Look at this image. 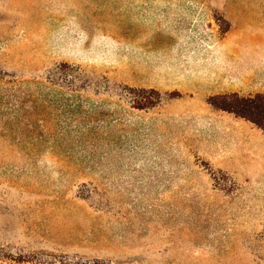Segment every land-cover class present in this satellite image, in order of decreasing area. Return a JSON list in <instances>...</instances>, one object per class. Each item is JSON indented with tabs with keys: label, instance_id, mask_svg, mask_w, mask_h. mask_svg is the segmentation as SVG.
Masks as SVG:
<instances>
[{
	"label": "rangeland",
	"instance_id": "374dc122",
	"mask_svg": "<svg viewBox=\"0 0 264 264\" xmlns=\"http://www.w3.org/2000/svg\"><path fill=\"white\" fill-rule=\"evenodd\" d=\"M263 24L264 0H0V264H264V131L210 103Z\"/></svg>",
	"mask_w": 264,
	"mask_h": 264
},
{
	"label": "crops",
	"instance_id": "0c3cea01",
	"mask_svg": "<svg viewBox=\"0 0 264 264\" xmlns=\"http://www.w3.org/2000/svg\"><path fill=\"white\" fill-rule=\"evenodd\" d=\"M241 33L238 48L229 52L232 81L238 83L231 90L244 97L264 96V24Z\"/></svg>",
	"mask_w": 264,
	"mask_h": 264
},
{
	"label": "trees",
	"instance_id": "16d2710c",
	"mask_svg": "<svg viewBox=\"0 0 264 264\" xmlns=\"http://www.w3.org/2000/svg\"><path fill=\"white\" fill-rule=\"evenodd\" d=\"M77 73H76V77H80L82 76L79 71L80 69L77 68ZM72 81V82H70ZM80 81L81 79H77L75 78L74 80H68L64 82V84H68V83H75L76 87H80L83 88L82 86H80ZM77 82V83H76ZM72 85V84H71ZM64 86H61V88H63ZM70 87V86H69ZM71 88V87H70ZM84 89V88H83ZM73 92H75L72 89ZM132 92V91H131ZM141 92H146L144 90H134L133 93H141ZM76 93H78L76 95V102L78 105H82V98L84 97V95H82L79 91H76ZM151 93L154 94H158L156 91L151 90ZM137 98V97H136ZM70 100V99H68ZM135 100L133 105L135 104V106H133L134 108L137 109H144V108H148V107H153L154 106V101H145V99H133ZM144 100V101H143ZM210 103L223 111L229 112L234 114L235 116H237L238 118L244 119L250 123H252L253 125H255L256 127H258L259 129L264 131V96L263 95H255V96H250V97H244L241 96L237 93L234 94H230V95H223V96H217V97H213L210 99Z\"/></svg>",
	"mask_w": 264,
	"mask_h": 264
}]
</instances>
